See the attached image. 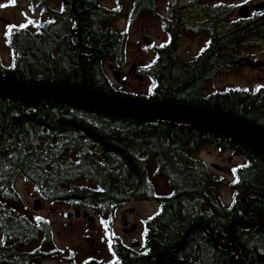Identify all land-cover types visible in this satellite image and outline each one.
<instances>
[{"label":"trees","instance_id":"obj_1","mask_svg":"<svg viewBox=\"0 0 264 264\" xmlns=\"http://www.w3.org/2000/svg\"><path fill=\"white\" fill-rule=\"evenodd\" d=\"M62 1V12L54 13L41 34L24 31L6 38L12 62L6 66L0 60V78L196 105L264 128L261 93L226 88L206 98L199 94L201 78L237 67L239 59L232 52L236 46L264 41V12L225 30L230 11L223 8L222 35L196 58L205 68L187 77L186 62L178 61L174 48L162 49L151 65L155 87L147 95H136L114 88L102 66L105 61L116 66L125 62L126 34L112 26L117 10L102 0ZM153 2L132 0L133 13L153 10ZM180 19L175 12L172 31ZM206 144L229 149L244 160L232 169L231 180L212 176L194 157ZM149 160L165 179L168 193L154 191L147 176ZM18 177L44 200L96 214L105 225L130 202L157 203L158 209L143 222V250L112 244L111 264H264V156L191 124L0 94V264H40L58 254L42 250L52 242L51 225L17 207ZM223 185L232 194L228 206L220 196Z\"/></svg>","mask_w":264,"mask_h":264},{"label":"rangeland","instance_id":"obj_2","mask_svg":"<svg viewBox=\"0 0 264 264\" xmlns=\"http://www.w3.org/2000/svg\"><path fill=\"white\" fill-rule=\"evenodd\" d=\"M131 3L132 0H120L118 2L116 0L101 1L102 5L117 10V16L112 26L120 33L126 34L125 62L121 67L119 66V71L125 73L123 80L126 83L122 84L121 79L119 81L113 79V68L108 67L111 62L105 61L102 66L114 88L126 93L147 95L155 85V80L150 73V67L155 57L153 46L165 43L168 37L166 31L163 29V17L170 14L172 7H177L178 5L180 8H183L186 0H158L153 12L140 11L130 18ZM245 3L254 6L264 3V0H218L216 2L222 8H233V17L238 16L236 14L237 9ZM183 11L186 14V7L183 8ZM2 15L7 16L14 24H23L22 18L17 15L15 10L0 8V18L3 17ZM228 27L225 26V30ZM202 36L183 30L174 39L172 45L175 48L174 51L179 62H184L187 58L193 56L197 48L203 44L204 39ZM232 52L234 58L239 59L237 67L232 71L222 73L218 76L215 83H207V91H210V89L221 91L226 88H234L250 92L254 90L264 92V41L259 39L244 41L236 46ZM0 60L6 66H10L12 62L10 49L5 43V38L2 36L1 27ZM133 64L137 65L138 70L135 73L142 76L141 80L135 78L133 72L131 76L128 73L129 70L133 71L135 69L132 67ZM194 157L206 164L212 176L225 180H231L232 169L244 163L241 157L233 155L229 149L219 150L209 144L201 146L194 154ZM146 168L148 180L156 194L162 195L168 193L169 187L165 179L157 172L152 160L147 162ZM14 186L21 199V204L17 207L28 215L47 219L51 225L52 242L43 246L42 250H57L58 254L54 257L42 259L39 262L40 264H70L71 261L83 259L86 254L95 251L94 248H90L88 239L85 238L86 233L82 230L79 231L78 227L83 226V224L93 223V230L99 229L102 223L96 214L92 213V215L85 216L86 218L74 216L73 209H69L60 203H51L44 200L32 184L20 177L16 179ZM231 195L229 187L223 185L220 190V196L223 203L227 206L231 203ZM35 200L40 202L38 210H34ZM126 207L133 209L132 214H125L126 220L130 224L132 222L137 223L138 227V231H135L132 235L128 234V237L134 240H142L144 233L143 222L158 209V204L148 200H138L126 204ZM66 212L70 213L71 216L69 218L64 216ZM121 212L118 209L114 212L111 223L114 224L112 233L124 237V233L122 232L123 226L120 221ZM69 223L74 224L77 229H69ZM102 225L105 226L104 223ZM101 253L110 254L107 250H102ZM105 259H108V257L106 256Z\"/></svg>","mask_w":264,"mask_h":264},{"label":"flooded vegetation","instance_id":"obj_3","mask_svg":"<svg viewBox=\"0 0 264 264\" xmlns=\"http://www.w3.org/2000/svg\"><path fill=\"white\" fill-rule=\"evenodd\" d=\"M158 0H154L152 3L153 10L156 7ZM218 0H186V4L183 6L186 7V14L183 11V8H180V6L177 5V7H172V10L170 14L166 17H163V29L167 33V40L163 44H157L153 46L154 52H155V58H157V52L160 50H165L167 48H174L172 45L174 39H176L183 30H186V32H194V34L200 35L203 37V44L200 45L197 50L194 52L193 56L187 58L184 62H186V76L195 77L197 74V71L201 72L203 68H205V64H197L196 58H198L203 51L206 49H210L212 46L213 40H216L218 37H220L223 33V25H222V6H218L216 4ZM118 2V1H116ZM215 2V4H214ZM0 6L1 9H11L15 10L17 12V15L22 18V22L24 25L21 27V24H14L12 20H10L7 16L2 15L3 17L0 18V27L2 28V36L5 38V43L7 44L6 38L10 35L17 34L19 32H27L29 35H39L42 33L43 28L45 25L50 21L54 13L60 14L64 8L63 1L62 0H0ZM175 5V3H174ZM243 5H247L246 3ZM241 5V6H243ZM240 6V7H241ZM250 9H252V6L248 4ZM239 7V8H240ZM238 8V9H239ZM237 9V11H238ZM230 11V16L227 18V25L229 26L227 29L233 26L234 23L242 20L240 17H233L234 10L233 8H228ZM135 11V7L131 3L130 6V18L132 15H136L137 13H133ZM236 11V14H237ZM175 12H178L181 15L180 21H178L176 24V30H173V22H176L174 20ZM254 15L251 14L249 18L253 17ZM1 17V16H0ZM130 20V19H129ZM216 46V45H215ZM175 49V48H174ZM203 49V51H202ZM199 65V66H198ZM121 67V66H120ZM135 69L129 70L130 76L132 75L138 80L142 79L141 75H138L135 73L137 69V65L133 64ZM118 69L119 66H116L114 64V68L112 72ZM152 70V66L150 67V73ZM148 71V70H147ZM121 82L126 83L123 78L125 76V73L121 71ZM221 73L213 72L209 74L208 76H205L201 78L200 80V87H199V94L203 97H209L211 95H214L215 93L220 92V90L217 89H210V91H207V83L213 84L215 83L218 76H220ZM222 91V90H221ZM254 93H261L264 95V92H261L259 90L252 91ZM118 210H121V224H122V232L124 233V237H120L118 235H114L112 233V229L114 227V224L111 225H102L99 227V229L93 230V223L92 224H83V226H79L78 230L83 231L86 233L85 238H87L88 243L90 245L91 249H95V251L90 252L89 254H86V256L83 257V259L79 260H73L70 264H83L85 262H96V263H103V264H111L115 261V255L111 251L113 245L121 244L123 247H126L128 250L131 251H142L143 250V240H134L130 239L128 237V234L132 235L135 231H138L137 223L132 222L131 224L126 220L125 214L133 213V209H128L125 206L119 208ZM83 216V214H80L77 217ZM70 216H67L69 218ZM117 217V216H116ZM86 218V217H85ZM116 219V218H115ZM65 226V224H64ZM131 228H133L131 230ZM69 229L74 230L77 229L74 224L69 223ZM77 231V230H76ZM113 244V245H112ZM102 250H107L110 252V254H104L101 253ZM104 256V258H103ZM108 257V259H105V257ZM51 257H54L53 255ZM50 258V257H49Z\"/></svg>","mask_w":264,"mask_h":264},{"label":"water","instance_id":"obj_4","mask_svg":"<svg viewBox=\"0 0 264 264\" xmlns=\"http://www.w3.org/2000/svg\"><path fill=\"white\" fill-rule=\"evenodd\" d=\"M251 11L253 14L263 12L264 3L254 5ZM237 14L240 18H248L250 7L248 5L241 6ZM108 67L113 68L114 65L110 64ZM121 74V71L115 70L112 77L119 81ZM0 94L29 102L55 100L105 114L191 124L232 139L264 156V128L240 117L196 105L112 95L85 86L42 82L23 83L6 78H0ZM39 207L40 202L35 200L34 210H38ZM73 214L78 216L80 211L76 209ZM64 216H70V213L66 212ZM84 216H88V213L85 212ZM210 236L216 242L212 234Z\"/></svg>","mask_w":264,"mask_h":264},{"label":"snow or ice","instance_id":"obj_5","mask_svg":"<svg viewBox=\"0 0 264 264\" xmlns=\"http://www.w3.org/2000/svg\"><path fill=\"white\" fill-rule=\"evenodd\" d=\"M0 6H3V5H0ZM24 25H21V27H23ZM202 51H203V49H202ZM37 219H39V218H37ZM102 223H103V221H102Z\"/></svg>","mask_w":264,"mask_h":264},{"label":"bare ground","instance_id":"obj_6","mask_svg":"<svg viewBox=\"0 0 264 264\" xmlns=\"http://www.w3.org/2000/svg\"><path fill=\"white\" fill-rule=\"evenodd\" d=\"M139 99H141V98H139Z\"/></svg>","mask_w":264,"mask_h":264}]
</instances>
